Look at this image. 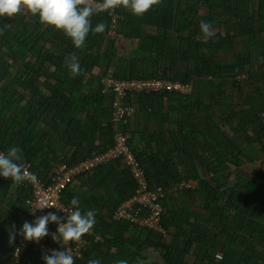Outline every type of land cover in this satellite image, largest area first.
Masks as SVG:
<instances>
[{"label":"trees","instance_id":"16d2710c","mask_svg":"<svg viewBox=\"0 0 264 264\" xmlns=\"http://www.w3.org/2000/svg\"><path fill=\"white\" fill-rule=\"evenodd\" d=\"M201 21L212 24L215 37L205 39ZM98 23L106 30L90 32L78 49L23 7L0 17V152L21 149L24 164L48 185L60 164L72 167L113 147V97L101 92L104 77L161 78L190 92L133 91L122 99L134 111L119 129L148 185L162 191V231L113 219L136 182L120 158L110 160L79 172L61 192L70 210L74 197L82 212L96 210L75 264L101 261V246L118 244L129 260L150 247L163 264H264V51L257 42L264 0H162L143 17L123 7L100 12L93 28ZM73 55L82 70L75 77L65 66ZM151 123L165 126L158 140L145 133ZM144 133L150 142L134 143ZM190 181L196 185L180 186ZM0 186L15 188L25 222L31 187L3 177ZM175 238L181 249L170 245ZM13 245H0V264ZM42 254L29 250L17 264H44Z\"/></svg>","mask_w":264,"mask_h":264},{"label":"clouds","instance_id":"9594fccd","mask_svg":"<svg viewBox=\"0 0 264 264\" xmlns=\"http://www.w3.org/2000/svg\"><path fill=\"white\" fill-rule=\"evenodd\" d=\"M161 2L162 0H102V3H97V0H0V17L11 19L20 13L23 7L32 15L38 14L41 24L63 31L72 40L73 45L79 49L85 46L90 32L100 34L107 28L105 23H98L93 28L92 17L94 15L123 7L137 17H143L154 6H159ZM200 29L205 39L216 36L210 22L201 21ZM65 66L73 77L82 74L79 60L74 55L66 58ZM20 152L21 149L16 146L0 152V177L10 179L17 185L25 181L35 182L37 177L26 170ZM70 203L72 210L55 205L45 206L67 213L65 217H60L55 212H49L37 217L33 222L25 221L18 232L13 230V226L9 229V243L14 244L17 235L22 236L24 241L39 243L49 235L48 224L55 223L57 229L51 233V236L54 242L63 246L64 250L51 249L50 254L44 253L41 258L44 264H75L74 256L67 246L70 242H80L85 234L92 231L96 224V210L82 212L78 197H74ZM32 213L35 214V212ZM16 253L18 255V248ZM87 264H101V261L90 259ZM116 264H128V261L121 259ZM140 264H143V261Z\"/></svg>","mask_w":264,"mask_h":264},{"label":"built area","instance_id":"2783aa9c","mask_svg":"<svg viewBox=\"0 0 264 264\" xmlns=\"http://www.w3.org/2000/svg\"><path fill=\"white\" fill-rule=\"evenodd\" d=\"M111 32L114 34L113 31ZM100 84L102 86L101 92L104 94L111 92L113 97V113L111 116L112 127L115 132L113 147L103 153L95 154L90 159L72 167H66L64 164H60L55 173L51 176V183L48 185H45L38 178L35 182L25 181L26 185L31 187L32 193L31 200L26 206V221L33 222L37 217L46 215L49 212H55L56 215L65 217L67 213L45 206L55 205L56 207H62L66 210H70L60 200L61 192L70 179L79 172L84 170L92 171V169L98 165L120 158L122 164L129 169L132 178L135 180L136 190L135 194L131 198L125 200L113 212V219H124L137 225L145 226L148 229L162 231L159 225L161 207L158 204L159 199L162 197V191L159 187H151L148 185L143 168L135 159L131 149L127 146L125 136L119 129L121 125L128 122L131 118L132 112L134 111V108L124 106L122 99L128 92L133 91H177L187 94L190 92V86L184 85L178 81L163 80L161 78L143 80H114L109 77H104L101 79ZM25 168L28 172L32 173L27 164H25ZM195 185L196 183L193 181L180 184V186L184 187H194ZM42 207L44 208L39 210ZM32 212H35V214ZM56 229L57 224L49 223V235L39 241V243L24 241L22 236L17 235L9 257L2 264H17L23 257V254L29 250L48 254H50L51 249L64 250L60 243L54 242L52 239L51 233L55 232ZM91 234L92 231L85 234L80 242H70L68 244V250L73 256H75L80 249L88 245V239L86 236ZM98 239L99 238L97 236L94 241H98ZM17 248L19 249L18 255L16 253Z\"/></svg>","mask_w":264,"mask_h":264},{"label":"crops","instance_id":"0c3cea01","mask_svg":"<svg viewBox=\"0 0 264 264\" xmlns=\"http://www.w3.org/2000/svg\"><path fill=\"white\" fill-rule=\"evenodd\" d=\"M257 42L260 44L259 48L264 51V37H262ZM216 57L218 60L223 59L224 61L230 58L229 54H218L216 55ZM132 119L133 117L131 116L130 120ZM164 130L165 126L163 127L162 124L151 123L146 128L145 133L147 132L149 136H154L153 139L158 140L159 135L163 134ZM145 133L143 135L138 134L137 136H135L133 139L134 143L136 140L141 139L143 143L148 144L150 142V137H147ZM53 147L57 151H60L62 149V146L57 144H55ZM6 189L5 187L0 186V224H5L0 238V245L5 243L6 241H9L10 228L14 226L13 230L18 232L22 224L24 223L23 213H21L20 211V206L18 207L15 204V188L13 186H10L7 190ZM195 214L196 212H193L192 215L194 216ZM197 215H199V213H197L195 216ZM125 236H128V233H125ZM170 245L176 249L182 248L181 241L176 238L172 240ZM101 250L104 251L103 257L101 259V264H116V262L121 259L127 260L128 264H140L141 261H143V264H163V262L158 258L157 252L150 247L143 248V250L141 251L142 257H136L134 260H129L127 258V249L119 244L116 246H110L109 249L101 246ZM117 251L122 253V255L117 256Z\"/></svg>","mask_w":264,"mask_h":264},{"label":"rangeland","instance_id":"374dc122","mask_svg":"<svg viewBox=\"0 0 264 264\" xmlns=\"http://www.w3.org/2000/svg\"><path fill=\"white\" fill-rule=\"evenodd\" d=\"M110 34H112V32L110 31ZM219 258V255H217V259Z\"/></svg>","mask_w":264,"mask_h":264}]
</instances>
